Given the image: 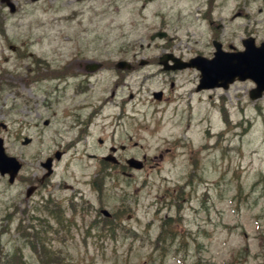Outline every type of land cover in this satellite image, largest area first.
Wrapping results in <instances>:
<instances>
[{
  "label": "rangeland",
  "instance_id": "374dc122",
  "mask_svg": "<svg viewBox=\"0 0 264 264\" xmlns=\"http://www.w3.org/2000/svg\"><path fill=\"white\" fill-rule=\"evenodd\" d=\"M13 1L16 12L0 1V136L23 168L14 183L0 175V250L19 248L24 264H264V96L250 98L254 82L199 93L192 70L174 75L156 61L121 78L115 68L167 51L212 57L214 31L226 50H242L249 36L260 44L264 0ZM160 30L168 37L151 40ZM35 56L106 60L105 69L81 92L86 79L31 80ZM111 146L122 163L146 156L144 170L127 166V178L105 166ZM62 149L46 185L27 197L41 163ZM37 230L55 255L48 262L29 246Z\"/></svg>",
  "mask_w": 264,
  "mask_h": 264
},
{
  "label": "water",
  "instance_id": "95a60500",
  "mask_svg": "<svg viewBox=\"0 0 264 264\" xmlns=\"http://www.w3.org/2000/svg\"><path fill=\"white\" fill-rule=\"evenodd\" d=\"M7 2L11 10L14 11V4L11 3L10 0H2ZM160 37L165 34L158 33ZM155 38V36H153ZM245 50L238 51L234 53H226L221 51L220 46L217 45V52L214 59H204V58H196L191 62L186 63L181 66H176L174 68H185L188 66L197 67L202 72V85L200 88L207 87H216V86H224V88L229 87V83L233 82L235 78L238 76L239 79L245 80L247 78L253 79L257 83V88L251 91V97L256 99L261 97L264 91V43L261 46L256 47L253 43V39L244 41ZM166 57H163L161 60L162 63L166 64ZM118 67H125L124 62H120L117 65ZM97 66L95 65L96 69ZM160 97V93L157 94ZM5 127L4 124H1ZM30 139L26 138L23 142L24 144H28ZM56 156L60 158L61 154L57 153ZM106 159H111L107 157ZM53 158H48L43 166L48 168V173L46 176L50 175L52 172ZM128 163L136 168H141L143 166L142 162L136 159L128 160ZM22 164L20 161L13 156H9L4 147V140L0 137V172L2 174L8 173L10 175L9 182H14L15 177L17 176L19 170L21 169ZM35 187H31L28 189L27 195H31L34 191ZM105 214H108L106 210H103Z\"/></svg>",
  "mask_w": 264,
  "mask_h": 264
},
{
  "label": "trees",
  "instance_id": "16d2710c",
  "mask_svg": "<svg viewBox=\"0 0 264 264\" xmlns=\"http://www.w3.org/2000/svg\"><path fill=\"white\" fill-rule=\"evenodd\" d=\"M56 207L57 206H55V208ZM43 208L48 214L49 213L53 214L57 211L59 213L57 217L58 218L61 217V212H62L61 209L53 210L48 204L43 205ZM43 208L41 207L39 210L41 212H44ZM30 234L32 235V237L29 238L28 240L29 246L43 262H48L49 259L55 257V255H51V250L47 246V241L43 240L44 233L37 230L36 232H30ZM168 238H170V236L167 234L165 230H162L158 237L159 241L163 243V245H165ZM24 263H25L24 257L19 248L13 250V252H11L9 255L4 254V251L0 250V264H24Z\"/></svg>",
  "mask_w": 264,
  "mask_h": 264
},
{
  "label": "flooded vegetation",
  "instance_id": "af4514ba",
  "mask_svg": "<svg viewBox=\"0 0 264 264\" xmlns=\"http://www.w3.org/2000/svg\"><path fill=\"white\" fill-rule=\"evenodd\" d=\"M210 23L213 24L212 21H210ZM218 27H219V25H218ZM179 58H182L184 60H188L189 59V58H186L184 56L183 57H179ZM152 61L155 62L156 60L155 59H149L147 61V63L149 62V64H150V63H152ZM87 62H89V61H87L85 59L73 58L72 60H70V62H68L65 65V68H63V69L69 74V77H76L77 79L86 78V77L89 78L90 74H89V72L86 71V63ZM136 68H137V64L134 62L132 64V70H136ZM80 73H83V74H80ZM81 87H83L82 84L79 86V90L81 89ZM63 151L65 152L66 149H63ZM117 169L120 172L124 171L122 166H119Z\"/></svg>",
  "mask_w": 264,
  "mask_h": 264
},
{
  "label": "bare ground",
  "instance_id": "6f19581e",
  "mask_svg": "<svg viewBox=\"0 0 264 264\" xmlns=\"http://www.w3.org/2000/svg\"><path fill=\"white\" fill-rule=\"evenodd\" d=\"M235 1H237V0H235Z\"/></svg>",
  "mask_w": 264,
  "mask_h": 264
}]
</instances>
